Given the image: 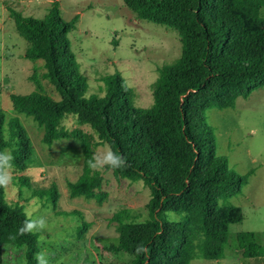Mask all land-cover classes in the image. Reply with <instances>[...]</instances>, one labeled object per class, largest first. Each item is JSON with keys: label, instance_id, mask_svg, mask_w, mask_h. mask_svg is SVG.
Wrapping results in <instances>:
<instances>
[{"label": "trees", "instance_id": "1", "mask_svg": "<svg viewBox=\"0 0 264 264\" xmlns=\"http://www.w3.org/2000/svg\"><path fill=\"white\" fill-rule=\"evenodd\" d=\"M137 18L178 32L181 56L158 69L153 104L135 105V93L121 74L102 80L103 97L91 96L69 36L79 17L65 21L59 0H52L43 20L26 18L9 8L17 32L29 46L26 58L42 62L44 78L61 99L43 95H10L18 114L32 117L44 128L43 142L52 146L72 138L63 127L68 115L88 125L100 143L125 159V166L108 169L117 179L143 182L150 190L148 219L120 225L116 254L131 264H191L195 259L219 261L230 246V226L244 221L230 200L242 193L250 175H237L228 159L216 154V137L207 124L211 110L236 107L264 88V0H123ZM103 91V90H102ZM5 113L0 109V150L12 148L4 135ZM13 166L25 171L32 143L18 118L9 123ZM83 174L69 183L72 198H100L103 178L90 167L94 154L82 145ZM23 182V179H22ZM27 185V182L23 183ZM56 188L39 193L54 198ZM0 188V264L3 246H27L26 264H37L38 235L21 233L27 219L4 203ZM119 219L118 216H116ZM233 244L245 259L264 257L254 232L235 235ZM232 245V244H231Z\"/></svg>", "mask_w": 264, "mask_h": 264}, {"label": "rangeland", "instance_id": "2", "mask_svg": "<svg viewBox=\"0 0 264 264\" xmlns=\"http://www.w3.org/2000/svg\"><path fill=\"white\" fill-rule=\"evenodd\" d=\"M59 3L63 20L79 17L77 30L69 39L90 85L85 98L103 97L102 80L119 72L126 86L134 90L135 105L150 107L158 69L181 56L178 32L138 19L123 0ZM51 7L52 0H0V109L5 113L4 135L13 145L7 150L12 152L18 141L9 128L13 118L19 119L33 150L25 171L11 168L13 179L5 187L4 203L24 216L25 210L31 209V218L45 219V229L32 233L38 235L37 255L43 254L48 264H131L129 257L116 254L113 247L119 244L121 224L148 219L149 188L141 181L117 179L107 169L93 171L103 178L100 198H72L68 185L83 174L82 145L87 143L94 156L101 154L105 145L90 126L80 125L75 115H68L61 127L72 138L48 146L43 142L44 128L13 109L11 94L61 99L44 78L42 62L26 58L29 43L17 32L9 11L12 8L26 18L43 20ZM206 121L216 137V154L228 159L232 172L250 177L242 193L230 200L243 210L244 221L230 226L232 245L225 249L224 259H195L191 264H264V257L243 258L233 244L236 234L254 232L264 250V88L255 90L248 100L238 99L233 109L209 111ZM54 187V198L39 195ZM26 251V245L5 244L3 264H26Z\"/></svg>", "mask_w": 264, "mask_h": 264}, {"label": "clouds", "instance_id": "3", "mask_svg": "<svg viewBox=\"0 0 264 264\" xmlns=\"http://www.w3.org/2000/svg\"><path fill=\"white\" fill-rule=\"evenodd\" d=\"M13 155L10 150H0V188L7 187L12 182L11 168L13 167ZM125 166V159L123 156L114 152L110 146L105 145L101 154L94 156L90 167L93 171L103 172L107 169H119ZM25 215L29 217L26 219L19 229L21 233H32L45 229L46 221L43 217H32V210L26 209ZM37 264H48L44 259L43 254L36 257Z\"/></svg>", "mask_w": 264, "mask_h": 264}]
</instances>
